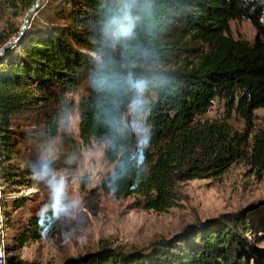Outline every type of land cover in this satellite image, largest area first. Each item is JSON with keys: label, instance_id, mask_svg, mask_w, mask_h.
<instances>
[{"label": "trees", "instance_id": "16d2710c", "mask_svg": "<svg viewBox=\"0 0 264 264\" xmlns=\"http://www.w3.org/2000/svg\"><path fill=\"white\" fill-rule=\"evenodd\" d=\"M5 2L28 13L36 0ZM126 13L130 36L120 35ZM235 20L252 24L253 42L231 35ZM10 39L2 38L0 48ZM189 42L206 50L193 57L198 50ZM84 82L86 94L76 106L70 95ZM216 101L224 106L223 118H204ZM75 107L82 144L103 145L113 166L102 187L132 199L130 210L169 212L182 183L219 178L236 162L260 177L264 121L256 129L255 112L264 108V0L42 3L24 38L0 56V207L8 224L9 208L30 200L10 194L41 185L37 176L58 168L23 144L64 136ZM235 117L243 129L234 127ZM60 207L30 215L20 243L53 233ZM258 231L264 232V203L198 219L143 249L102 243L63 264H251ZM5 259L32 264L19 256Z\"/></svg>", "mask_w": 264, "mask_h": 264}, {"label": "rangeland", "instance_id": "374dc122", "mask_svg": "<svg viewBox=\"0 0 264 264\" xmlns=\"http://www.w3.org/2000/svg\"><path fill=\"white\" fill-rule=\"evenodd\" d=\"M49 0H42L46 4ZM41 3V4H42ZM27 11L9 6L0 0V40L13 34L23 25ZM231 35L235 39L253 42L256 31L247 21H231ZM188 47L198 50L206 47L189 42ZM88 84L82 83L71 95L76 106L86 94ZM256 129L263 127L264 108L255 112ZM225 115L222 102L208 111L204 118L221 119ZM139 126V120L133 119ZM233 125L243 129V120L235 117ZM79 112L75 107L69 118L64 136L47 142H28L22 149L38 153L42 159L57 161L56 167L37 178L42 183L14 195L28 196V203L18 209L9 208L12 224H8L0 207V264L6 257L19 256L32 264H63L67 259L98 249L108 243L124 249L146 248L152 241L170 238L187 225L199 219L205 221L223 214L238 212L253 204L264 203V173L259 177L245 162L234 163L221 177L194 180L180 185L181 198L169 212L135 211L129 209L132 199L119 197L112 189H104L102 181L113 170L106 160L104 146H84L79 133ZM12 195V196H11ZM3 195L0 193V197ZM60 204L62 215L53 233H43L40 238L19 237L27 218L45 206ZM256 246L251 264H264V232L251 238ZM7 250V252L5 251ZM5 251V252H4Z\"/></svg>", "mask_w": 264, "mask_h": 264}, {"label": "water", "instance_id": "95a60500", "mask_svg": "<svg viewBox=\"0 0 264 264\" xmlns=\"http://www.w3.org/2000/svg\"><path fill=\"white\" fill-rule=\"evenodd\" d=\"M41 3H42V0H36L34 6L26 14L23 25L20 28L19 34L14 39H12L7 44H5L3 47L0 48V56L5 54L9 49L14 47L17 43H19L24 38V36L26 35V33L28 32L30 28L32 18L35 16L37 11L41 7Z\"/></svg>", "mask_w": 264, "mask_h": 264}, {"label": "clouds", "instance_id": "9594fccd", "mask_svg": "<svg viewBox=\"0 0 264 264\" xmlns=\"http://www.w3.org/2000/svg\"><path fill=\"white\" fill-rule=\"evenodd\" d=\"M131 16L127 13L124 15V23L120 25V35L130 36L132 33V26L130 24Z\"/></svg>", "mask_w": 264, "mask_h": 264}]
</instances>
